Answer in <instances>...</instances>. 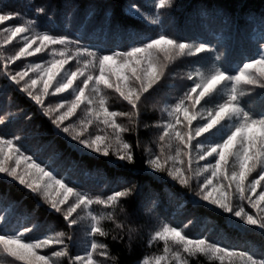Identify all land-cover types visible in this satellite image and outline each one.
<instances>
[{"label": "snow or ice", "instance_id": "snow-or-ice-1", "mask_svg": "<svg viewBox=\"0 0 264 264\" xmlns=\"http://www.w3.org/2000/svg\"><path fill=\"white\" fill-rule=\"evenodd\" d=\"M179 6L176 0H152L146 14L130 5L132 16L153 26L150 34L129 32L126 46L108 48L83 33L40 31L36 18L25 19L0 3V79L5 87L32 102V114L46 118L70 147L108 170L105 174L99 165L88 170V165L57 151L53 142L40 149V155L51 152L50 163H45L33 152L19 114L0 109V178L5 185H19L37 207L46 206L62 218L65 229L45 230L34 214L21 221L8 211L12 205L4 194L0 264H117L108 238L131 249L145 228L147 247L163 242L165 255L145 256L138 264H162L168 254L171 264H188V258L197 255L220 264H264V248L244 251L208 236L192 238L186 231L192 220L179 226L161 219L158 194L151 188L146 193L144 186L123 175L142 170L154 181L179 185L181 197H190L193 207L215 212L230 227L264 238V11L247 18L260 33L255 47L235 58L227 46L219 54L201 36L175 30L171 18ZM247 8L243 3L209 2L191 9L185 20L194 23L197 15H204L239 32L237 16ZM36 13L45 14V9L36 8ZM17 37V44L6 49ZM38 53L47 58L27 59ZM200 62L211 66L180 77L191 83L163 106L152 104L161 119L145 123L149 101L171 86L176 69ZM109 89L118 94L125 110L111 108ZM65 92L68 95H61ZM244 96L249 99L242 100ZM20 112L24 120H32L25 109ZM73 116L76 119L69 122ZM153 128L154 138L144 141L141 129ZM132 134L135 142L127 138ZM66 169L95 176L106 185L115 181L116 187L110 193L98 192L95 185L63 175ZM146 199L152 201L146 211L154 224H145L140 215ZM82 227L87 248L80 254L73 248L79 245Z\"/></svg>", "mask_w": 264, "mask_h": 264}, {"label": "trees", "instance_id": "trees-1", "mask_svg": "<svg viewBox=\"0 0 264 264\" xmlns=\"http://www.w3.org/2000/svg\"><path fill=\"white\" fill-rule=\"evenodd\" d=\"M180 5L173 13L172 27L184 34L199 35L213 47L217 48L219 54L224 51V46L233 53L235 58H239L241 53H247L250 49L255 47V37L260 35L259 30H253L254 26H250L248 17L250 15H259L264 11V0H176ZM219 3L222 5L232 4H247L248 8L241 10L237 16L240 25V31H228L222 21L218 19L209 18L204 15H197L194 23H188L185 17L191 9L197 8L205 3ZM0 3L6 5L8 10L18 11L25 19L36 18L38 20L40 31H51L57 34L75 35L76 33H83L92 37V42L104 47L126 46L129 43V32H145L150 34V29L153 27L147 21L134 17L129 12L130 5H136L141 11L150 14L152 7V0H0ZM103 5H111L110 8H105ZM44 8L45 14H37L36 8ZM51 10L49 13L48 11ZM229 13L232 9H226ZM51 17V19H49ZM133 25H135L133 27ZM107 26V27H106ZM3 39V37H0ZM19 37L15 38L11 44L5 45L6 49H12L14 44H17ZM35 47V45H33ZM161 55H163L161 53ZM47 58L46 53H38L36 56L28 57V60H37L39 57ZM195 59V58H191ZM17 63H21L17 61ZM74 63V61H72ZM208 62L200 63H184L177 69L174 80L170 81L171 86L166 87L162 92L165 93L164 99L161 100L159 106H163L168 102L172 96L180 93L185 84H190L191 81L180 79L186 77L188 73H195L197 69L205 70L210 67ZM66 68L69 65L65 66ZM59 77H57L58 79ZM38 88L42 85H38ZM51 91V89H50ZM110 95L109 105L111 108L121 111L126 109L117 93L111 89L108 90ZM161 92V93H162ZM159 93L156 97L161 95ZM61 95H68L67 92ZM46 98V102H47ZM248 96L242 97V100H248ZM26 97H20L13 94L5 87L3 79H0V109L7 108L15 113L17 110L23 108L29 115H33L29 105L32 102L27 101ZM83 108V105H81ZM253 108L256 105L253 104ZM19 114V113H18ZM20 126L22 124L30 137V144L33 152L40 155V149L43 145L53 142L56 145L57 151L64 153L66 157L80 161L89 166L88 170H92L93 165H99L105 174L108 170L103 168V164L99 160H93L91 155H85L82 151H77L76 148L70 147V142L66 137L56 134V131L50 124L46 122V118H41L33 115L30 122L23 119V113H20ZM81 115L80 109L77 110V116ZM76 119L75 116L70 117L71 120ZM161 119V113L158 110L144 112V122L148 124H156ZM127 124V121H122ZM142 139L150 141L154 138L156 129H141ZM135 142V135L132 134L127 137ZM51 152H46L40 155V158L45 163H50L49 157ZM63 175H71V178L81 184L95 185L97 191L110 193L115 187L116 183L105 184L104 181L99 180L95 176L86 177L83 174L70 173L67 169L62 173ZM126 179L135 180L141 186H144L145 192L151 188L153 192L158 194L157 209H163L160 213L161 219L170 221L179 226L188 223L189 220L193 222L189 224L186 231L192 238L208 236L211 239L226 241L230 246L235 247L237 250L248 251L251 249L260 250L264 248V238L258 232L243 231L230 227L222 216L211 212L208 209L193 207L191 198L184 196L181 197L182 191L179 185H175L170 181L168 183H161L154 181L146 176L143 171L129 172L123 174ZM19 185L11 184L10 182L5 185L3 178H0V200L7 194L12 207L8 211L17 216L21 221L26 217L35 215L37 221L42 224L43 229H51L52 231H64L62 218L47 211L46 206L41 205L37 207L36 201L31 197H26L23 190ZM152 206V201L146 199L144 206L140 211L145 224L155 223L154 217L147 213L146 209ZM129 205H125L126 210H130ZM4 211L3 205H0V214ZM102 211V209H97ZM252 211V210H249ZM136 226V225H132ZM42 230V228L40 229ZM45 234H51L45 232ZM79 245L73 248L75 253L83 254L87 248L86 233L83 229L77 233ZM147 229L145 228L140 237L133 241L131 249L126 243L119 241H112L111 237L108 238V243L112 255L116 257L117 264H138L145 256L165 255L163 252V242L153 244L151 248L147 247ZM3 258H0L2 261ZM162 264H171L170 254ZM188 264H220L219 261L210 260L203 255L188 258ZM224 264H228L225 260Z\"/></svg>", "mask_w": 264, "mask_h": 264}, {"label": "rangeland", "instance_id": "rangeland-1", "mask_svg": "<svg viewBox=\"0 0 264 264\" xmlns=\"http://www.w3.org/2000/svg\"><path fill=\"white\" fill-rule=\"evenodd\" d=\"M51 10H49L48 11V13L50 12ZM164 97H165V93H161V95L159 96V97H153L150 101H149V107H148V110L149 111H153V110H155V109H153L152 107H151V105L152 104H157L158 106H159V104L161 103V100L162 99H164ZM13 112V111H12ZM16 112H18L19 114L21 113L20 112V109L19 110H17ZM19 117H22L21 115H19ZM22 126H24L23 124H22Z\"/></svg>", "mask_w": 264, "mask_h": 264}]
</instances>
